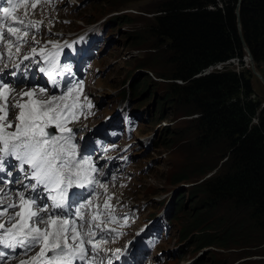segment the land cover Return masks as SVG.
<instances>
[{"label":"rangeland","instance_id":"rangeland-1","mask_svg":"<svg viewBox=\"0 0 264 264\" xmlns=\"http://www.w3.org/2000/svg\"><path fill=\"white\" fill-rule=\"evenodd\" d=\"M161 1L26 0L24 3L26 5L32 3L37 5L35 9L28 8V19L42 21L38 25L39 32H36L35 28L31 30L40 43H32L29 37V43L23 45L20 53L13 55L12 60L30 52L32 47L39 49L48 46L51 44L50 41L55 43L63 39L68 31L102 19L105 22L104 33L107 41L100 49L99 56H94L90 60L92 65L88 84L83 85L82 91L77 89L80 93V102L84 103V98L87 97L91 107H85L79 113L78 119L70 122L68 127L82 125L84 131L91 129L89 126L95 125L103 115L116 112L120 99L127 111L136 115L138 122L130 132L122 128L119 134L121 137L115 140L119 146L131 141L125 150L131 156L129 164L122 169L116 166L108 167L106 162L108 158L112 157L114 163L120 160L122 153H119L118 149L102 151L96 157V161L100 163L97 168L98 177H101L100 183L107 185V192L97 188L98 203L102 204L111 196L110 203L115 210L120 204L135 199L145 201L147 206L144 212L139 215L133 212L130 215V227L133 229L143 219V214L156 209L161 194L181 196L183 209L175 213L172 233L157 246V249L162 248L164 252L156 260L148 259L141 264H185L200 251L202 253L191 264H264V242L257 246L233 243L226 248L211 245L199 248L197 243H193L196 230L184 234L181 229L182 222L190 220L189 214L198 212L204 217L212 213L208 219L216 225L219 224L217 230L227 228L224 209L220 208L210 213L205 206L197 208L202 206V203L194 184L220 171L223 158L203 152L194 144L196 129L193 114H187L184 107L168 96L167 83L170 79L164 75L170 72L169 64L164 57L163 45L159 43L160 40L151 29ZM24 11L22 7L17 10V14L23 15ZM4 62L11 64L7 59ZM252 63L246 57L245 64L249 67L253 86L252 96L259 98L263 103L262 67L254 61ZM2 66L1 64L0 67ZM7 73L10 72L6 71V75ZM9 81L11 80L8 79L6 82ZM68 81L77 83L73 79ZM35 86L45 87L37 81L12 84L17 92ZM48 90L49 94L59 95L64 91V84L53 91L49 88ZM24 99L27 100V97ZM14 114L15 111H10L9 118ZM84 137L86 135L77 137L75 143L79 145ZM210 165L215 166L198 180L191 176L199 174L200 169ZM105 169L108 172L101 175ZM185 172L190 175L189 179H181L182 173ZM133 179L141 181L142 185L131 186ZM239 232L240 230L237 231L238 234ZM240 233L241 238L237 235L236 240L244 239L247 235L242 231ZM129 234L130 231L125 235ZM123 239L124 237L110 238L104 248L119 247ZM0 250L7 253L0 264H14L11 262L14 258L12 261L28 258L23 255L22 250L13 251L12 255L8 249ZM33 254L34 252H29L28 256Z\"/></svg>","mask_w":264,"mask_h":264},{"label":"trees","instance_id":"trees-1","mask_svg":"<svg viewBox=\"0 0 264 264\" xmlns=\"http://www.w3.org/2000/svg\"><path fill=\"white\" fill-rule=\"evenodd\" d=\"M151 29L169 64L168 96L193 114L194 144L223 158L220 171L194 184L202 203L197 208L224 209L227 228L217 230L219 224L208 219L212 213L187 211L182 231L196 230L199 248L262 244L264 102L252 96L244 43L264 76V0H162ZM214 166L191 176L198 180ZM133 180L131 186L142 185ZM176 198L182 210L181 196ZM238 230L244 239L236 240Z\"/></svg>","mask_w":264,"mask_h":264},{"label":"snow or ice","instance_id":"snow-or-ice-1","mask_svg":"<svg viewBox=\"0 0 264 264\" xmlns=\"http://www.w3.org/2000/svg\"><path fill=\"white\" fill-rule=\"evenodd\" d=\"M0 4V249H21L28 258L19 264H105V259L112 264V257L100 256L116 232L111 227L117 222L112 197L98 203L96 189L107 192V185L94 175L98 170L91 155L86 149L81 153L76 134L68 127L91 107L87 97L84 103L79 100L77 89L82 91L83 81H66L59 95L49 94L47 87L17 92L12 84L22 79L6 82L3 73L9 65L4 61L20 53L29 37L40 43L31 30L39 32L42 21L28 19V8L35 9L36 3L0 0ZM22 7L23 15L17 14ZM49 43L57 50L41 47L37 53L32 47L33 56L23 59L40 63L35 60L40 55L46 66L39 71L59 86L56 75L69 69L60 66V46ZM10 111H15L11 118ZM29 252L34 254L28 256ZM117 253L121 249L113 253L119 259ZM6 255L0 250V261Z\"/></svg>","mask_w":264,"mask_h":264},{"label":"bare ground","instance_id":"bare-ground-1","mask_svg":"<svg viewBox=\"0 0 264 264\" xmlns=\"http://www.w3.org/2000/svg\"><path fill=\"white\" fill-rule=\"evenodd\" d=\"M3 76H4V78H5V81H7L8 80V77L6 76V71L3 73ZM36 87V86H35ZM37 88V87H36ZM39 88V87H38ZM108 160V167H109V165L111 164V162L113 161V159H112V157L111 158H108L107 159ZM95 165H97L96 163H95ZM108 171H107V169H105L104 171H103V174L104 173H107ZM7 251V250H6ZM11 250H9V252H10ZM15 259V258H14ZM14 259H12V260H14ZM11 260V262H13L14 264H18V262H19V260H17V261H12Z\"/></svg>","mask_w":264,"mask_h":264},{"label":"water","instance_id":"water-1","mask_svg":"<svg viewBox=\"0 0 264 264\" xmlns=\"http://www.w3.org/2000/svg\"><path fill=\"white\" fill-rule=\"evenodd\" d=\"M244 45H245V49H246V57H248V60L250 61V63L253 64L252 63L253 62V58H252V56H251V54H250V52L248 50V47H247V45L245 43H244ZM261 78H262V80L264 82V76H261Z\"/></svg>","mask_w":264,"mask_h":264},{"label":"clouds","instance_id":"clouds-1","mask_svg":"<svg viewBox=\"0 0 264 264\" xmlns=\"http://www.w3.org/2000/svg\"><path fill=\"white\" fill-rule=\"evenodd\" d=\"M121 101H122V100H121ZM137 201H138V200H137ZM179 210H180V209H179ZM179 210H178V211H179ZM174 216H175V215H174ZM173 218H174V217H173ZM173 218H172V225H173ZM172 227H173V226H172ZM163 240H164V239H163ZM161 241H162V240H161ZM161 241H160V242H161ZM160 242H159V243H160ZM157 246H158V245H157ZM158 249L161 250V254L164 252V249H162V248H158ZM158 249H157V247H156L154 251H157ZM161 254H160V255H161ZM160 255H159V257H160Z\"/></svg>","mask_w":264,"mask_h":264}]
</instances>
